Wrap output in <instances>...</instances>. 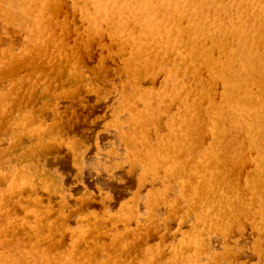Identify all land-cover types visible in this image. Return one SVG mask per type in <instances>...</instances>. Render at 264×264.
<instances>
[{
	"label": "bare ground",
	"instance_id": "obj_1",
	"mask_svg": "<svg viewBox=\"0 0 264 264\" xmlns=\"http://www.w3.org/2000/svg\"><path fill=\"white\" fill-rule=\"evenodd\" d=\"M74 10L80 14L82 23L79 25L74 19ZM72 30L78 33V36L87 44L91 42L89 38L92 40L94 36L98 39L97 42L100 40V46H102L101 42L103 43L104 48L101 47L103 49L109 47L105 43L106 41L103 40L104 37L107 39L108 35L111 38L110 41L114 42L116 46L118 45L120 49L118 51L120 54L117 55L122 56L120 57L122 60L120 59L119 69L115 72L109 68L108 70L111 72L104 70L105 68L99 70L94 68V70L89 71L92 66L89 68L87 66L84 70L86 64H83L85 62H83V55H81L83 53L80 52L79 48L80 41L74 44L68 42L70 35L74 34V32L71 33ZM23 32L25 34L23 40L17 39V36L23 34ZM16 39L19 41H16ZM93 42H91V45ZM116 49L118 50V48ZM108 54H111V52ZM104 63H106L105 60H102L101 66H104ZM28 64L34 66L30 68L33 71L22 78L15 77L22 74V65L25 68L31 66ZM21 66L22 69L19 70ZM87 68L88 72H91L90 74L86 73ZM162 72L165 73V77L161 80L162 86H158V88L157 86L149 88L144 86L143 80L146 76L151 77L150 79L154 81L157 73L159 77ZM11 74L13 75L12 79L15 81H12ZM6 80H11L14 86L5 87ZM117 82L120 84H116ZM221 82L223 84L222 92L220 89V91H217L218 88H216V85ZM66 83H69L68 87H71L70 90L68 89L69 91L62 92L64 96L65 94H68L66 96L72 95L73 91L77 94L80 89L84 91L85 88L88 90H85L86 92H90L89 90L95 91L96 86H100V84L107 85V87H111L108 85H115L113 88L118 90L117 99L112 103L107 102L109 106H113V115L111 114L113 116V122H111L113 126H111L116 129V134L112 133V135H117L118 139V144L111 146L117 151L120 150L121 153L118 155L123 153L122 157L119 156V158L124 159L127 163L129 162L131 168H141L138 180L140 185L149 181L148 175H151L150 178L154 176L155 181H159L156 180L158 177L163 186V190L158 192H161L160 195H156V192H154L153 202L147 199L146 206L148 205V208L146 209L148 215L146 209L144 210L145 215L143 213V218L146 219L147 216L148 220H146V226L148 225L146 229L149 230L147 234L154 229L161 232L164 226L159 227L160 229L156 228L160 223H166L167 225L164 228L168 229V223L170 224L172 216L176 215L173 212L176 211L175 213H177V210H181L179 214L181 223L193 220L194 213H199L198 216L195 214L197 216L195 231L184 234V237H187L184 244L180 241L182 246H192L188 249L184 246V248L177 246L179 249L176 247L173 253L168 249L169 252L171 251L170 254L172 253L173 258L178 260L176 262V259H170V264L222 263L223 261L219 256L223 254L220 255L215 250L216 255H219H217L219 260L217 256L215 257V253L212 254V250L215 249L213 247L215 242L212 241L213 239L217 240L213 235H221L225 242H229L231 245L230 237L235 234V231L242 229L240 227H245V224L247 226L248 223L244 222V218H250L253 213H257L255 222L253 220L251 223L252 217L250 220L247 218V220L254 229L256 226L262 228V232H260L264 236V0H0V120L2 115L11 110L10 107L15 101V104L17 102L23 103V111H28V117L26 118H28L30 125L33 123L31 133L25 132L27 128L23 127L31 144L22 147L25 135L21 136L19 131L21 137L17 138H20L21 141L19 142L18 139V142L13 143L14 148L12 151L14 152L11 151V153L14 155L18 150L15 147L19 150L22 147V149L28 151L25 153L26 156L30 153H33L30 156L34 155V157H31V163L32 160L34 162L31 166L38 165L39 169L40 167L42 169L39 178L37 174L36 178L33 174L28 179V174H25L26 169L22 168L24 163L20 167L16 165L20 163L13 159L16 162L15 167L12 166L15 169L11 168L14 176L3 178L7 181V179L11 180V177H14L13 179L16 177L17 181L20 180L25 184L19 185L15 182L16 179L14 181L12 179L15 184L14 187L12 184L13 189L11 191H15L14 193L20 191L17 186H24L25 189L20 188L25 191L28 188L27 191L33 193L37 191V187L39 189L42 186L48 188V182L60 184L61 181H64V179L61 180L57 177L59 173L55 175L50 173L52 169L66 172L69 168L68 162L60 155L62 143H65L67 149H75V151L73 150L74 161L77 162V166L82 165L83 156H81V152L83 151H77L81 144L72 139L74 135L72 137L68 136V139L63 138L66 134L65 130L67 129V133L70 132L69 129L72 127L70 125L75 123L76 116L74 113L79 114L80 109L77 107L79 110L75 109L74 113L69 111L70 109H67L64 113L55 110L50 122L47 121L46 115H44L47 106H53L50 112L52 114V110L56 108L57 99L60 97L54 96L63 85L66 87ZM45 85L49 87L46 89L49 96L54 97V99L51 98L50 104L46 103L47 100L44 99L48 105L39 103L37 100L39 94L36 96L39 86L43 88ZM118 85H120V88H118ZM219 92L221 93L219 94ZM97 99L99 102L101 100L100 96ZM101 101L103 103L105 100L102 99ZM19 103L17 104L19 105ZM75 103L73 101L74 105ZM105 103L102 106L106 105ZM93 108L96 107L90 109L93 110ZM13 109H16L15 106ZM171 112L173 116L169 114ZM83 113L78 115L79 121L81 119L82 123L87 118L84 120L80 118L84 117ZM144 115L146 118L139 120V116ZM12 117L11 115L10 119ZM26 118L25 120L28 121ZM10 119L3 122L8 123ZM77 119L76 122L79 125L77 124L76 127H79H77L76 132L78 134V131H84L82 130L84 127L79 130L82 123L80 124ZM25 120L22 123L25 124ZM165 126L168 128L166 132ZM73 128L76 130L75 126ZM74 130H72V133L75 134ZM165 133L166 135H163ZM153 134L157 137V141L152 138ZM42 137H48L47 140L50 144H47L48 146L44 145V149H34L39 147L38 144L42 140L45 143L47 142ZM113 137L115 136L113 135ZM35 141H39L38 144ZM44 142L43 144H45ZM6 149L8 148H4V151ZM22 149L21 151H23ZM7 153L9 155L10 152ZM11 153L10 155H12ZM115 154L117 156V153ZM111 155L113 157V154ZM12 156H7L8 158H3L4 160L0 158L2 159L0 163H8L7 167L11 166L13 164V161H11ZM36 156H38V159H35ZM39 156L42 158L40 157V159ZM13 157L15 158V156ZM22 157L24 158V156L19 158L22 159ZM56 158L57 160H55ZM28 159L30 160V158ZM225 159L232 160L226 163ZM233 159L234 163L236 161L241 163L245 171L249 166L247 164L255 160L253 164L257 168L256 170L252 169L253 171L250 173L248 169L249 174L247 173L248 176H246L247 174L244 176V178L247 177L244 184L242 180L239 181L240 179L236 177L242 175L243 173L239 174L242 171L237 173L236 169H226L235 168L232 163ZM100 162L98 161V163ZM10 163L12 164L10 165ZM29 163L28 166H30ZM225 163L229 166L232 165L231 167L225 166ZM25 164L28 167L27 163ZM85 164H87L86 161ZM241 164H239L240 167ZM253 164L249 167L253 166L252 168H254ZM31 166L30 169H32ZM89 166L94 165L89 164ZM242 168L240 170H244ZM17 169L23 170H18L16 173ZM161 171L164 174H161ZM27 172L31 173V170L28 169ZM231 176L237 178L238 182L242 184L237 181L236 184L231 183L234 180ZM103 183L113 190L114 182L103 180ZM244 185L246 189H243ZM118 186L116 185L117 192L121 194L122 191ZM15 188L16 190H14ZM10 195L12 194L10 193ZM10 195L4 197V199L12 198L13 200L14 196ZM31 197L34 199L32 200L35 205L43 202L36 196ZM47 198L50 200L52 197L47 196ZM144 198V196L141 197V201ZM184 199L190 202L186 203L188 206L189 204L194 205L189 208L191 211L185 210L182 212ZM143 201L145 202L146 199ZM165 202L170 205H168L170 212H167V215L164 214L167 210L162 213L163 209H160L163 208L162 204H165ZM13 203L16 202L13 201ZM20 204H22L21 201ZM7 206L9 205L7 204ZM180 206L181 209H178ZM40 207L43 208V206ZM2 208L0 205V264H87L86 261L88 260H91L88 262L89 264H93V262L95 264H113V257L117 258V254H119L116 247L113 250L110 248L109 251L107 249L101 250L100 246L95 247L98 242L94 243L95 246L90 243L86 246L87 242H85L86 247L83 246L85 248L89 247L91 250L84 251L85 248L80 245L82 239H78V236L74 234L77 230H73V234H70V236L73 235L71 246L69 245L70 248H67L69 246L59 240L62 235L56 239H51L52 233L55 234L54 231H64L65 233L62 232L64 238L67 233L63 230L64 228L61 229V227H65V225H62L63 222L55 224L49 219L56 216L52 217L53 213L47 208H43L39 212L35 211L36 207L29 210V213L33 214L41 224L34 226L33 222L32 225L25 223L29 226L28 230L32 227L27 236L31 235L34 240H32V237L25 239V236L20 234L27 230L24 231L19 227L24 223V220L14 218L13 209L12 213L10 212L13 217L7 216L10 213H2ZM193 209H197L198 212H192ZM134 213L137 212L134 211ZM191 214L193 215L192 218ZM131 215L132 217L128 215L130 219L136 217L139 224L141 223L139 220L142 216L137 215V217L135 215L133 217L134 215ZM113 218L115 219L114 215L112 220ZM124 218L122 219L125 221L126 218ZM57 219L59 220V218ZM61 219H64V217H60ZM66 220L68 218H65ZM100 221L99 224H104L102 223L104 221ZM157 222H159L158 225H156ZM114 227L116 228L114 229L116 234V231L118 233V225ZM91 228L94 231L96 227L93 228L85 222L78 233L87 236ZM100 229L102 230V227ZM123 229L119 230L125 233L121 234L119 232L121 236L119 237L120 234L116 236L119 237V242H123V245L128 248L127 252L129 253H126L123 257L126 258L125 256L130 253H133L135 258L140 257L138 251L135 252L138 255L132 252V250H137L136 246L140 245L139 242L126 239L125 236H128L130 231ZM71 231L69 232L71 233ZM44 232L45 235L42 236L41 234H44ZM98 232L95 230L94 234L96 235ZM115 234L112 233V236ZM261 235L256 238H260ZM64 238L61 237L60 239L64 241ZM96 238L95 240H97ZM195 238H200L203 243L201 245L197 244L196 241L200 240H195ZM205 240L210 241V243ZM261 241L263 243V239ZM254 242L256 241L254 240ZM142 243L141 246L147 244ZM262 243H257L259 247H254L255 253H264V243ZM257 244L254 243V246ZM237 246L239 247V244ZM99 248L100 250H97ZM191 248L193 249L190 250ZM243 248L241 245L239 249ZM232 250L234 248L231 250L227 248V251H229L227 255L229 253L233 257L232 254L236 251L232 253ZM240 250L237 251V256L235 253L237 261L240 259V253L241 256L245 253L244 249ZM112 251L115 254L117 253V256ZM161 252H152V260L158 257L160 263H162L161 259L165 257L166 250L162 252L164 255ZM28 253L29 256H27ZM157 253L159 255L154 257L153 254ZM71 254L72 256H70ZM244 256L246 257V254ZM85 257L89 259H85ZM228 257L227 261H230L228 262L230 264L234 260L233 258L228 260ZM117 259L115 260L117 261ZM123 259L119 261L120 264L124 263ZM141 259L139 258L141 263L137 264H143ZM158 259L156 260L158 261ZM154 260L152 261L153 264L156 262ZM240 261L235 262V264H243L244 261ZM166 264L169 263L166 262Z\"/></svg>",
	"mask_w": 264,
	"mask_h": 264
},
{
	"label": "rangeland",
	"instance_id": "obj_2",
	"mask_svg": "<svg viewBox=\"0 0 264 264\" xmlns=\"http://www.w3.org/2000/svg\"><path fill=\"white\" fill-rule=\"evenodd\" d=\"M69 11H70V9H69ZM74 13H75L74 19H76L77 24L78 25L81 24L82 22H81V19H80V14L78 13V11H75V10H74ZM73 32H74V30L71 31L72 34H73ZM23 36H25L24 32H23V34L22 33L19 34V36H17V39L23 40V38H24ZM85 37H87V36L85 35ZM107 37H108L107 39H106V37H104L103 40L106 41L105 43H107V46H109V47H108V49L107 48L103 49L104 48L103 43L101 42L102 46H100V44H99L100 40L97 42L98 39L94 38V36L92 38V40L94 42L89 38V41L93 42L92 45H91V42H88L90 44L89 45V44H87V42H83V39H81V37L78 36V33L74 32L73 35H70L69 39L70 38L71 39L70 40L68 39V42L70 44L78 43L79 41L81 43V44H79L80 45L79 48L81 50L80 52L83 53V54H81V55H83L82 56L83 62H85L83 64H86V66H84V70H85V68L87 66H88V68L91 67V66L93 68V69L91 68L89 71L94 70V68H96L98 70L101 69V68H105L104 70H107L108 72L110 70L115 72V70H118L119 69L118 66H120V62L122 60L120 57H122V56L121 55L117 56V55L120 54L118 52L120 49H119L118 45L116 46V44L114 42H111L110 41L111 38L108 35H107ZM17 39H16V41H19ZM85 44H86V46H85ZM114 44H115V46H114ZM87 45H89V46H87ZM101 47H103V48H101ZM18 48H20V47H18ZM116 48H118V50ZM102 49L104 50V53H103V50ZM109 52H111V54H108ZM100 60L101 61L102 60H105L106 63H104V66H101V61ZM117 60H118V62H117ZM28 65H31V64H28ZM98 65H99V68H98ZM116 65H117V67H116ZM22 66H23V69H22ZM22 66L19 68V70L20 69L23 70V72L21 70V73L22 74L19 73L20 75L19 76H15V77H17V78L18 77H21L22 78L25 75L31 73V71H33V69H30L33 65L28 66V68L27 67L25 68L24 65H22ZM51 68H52V66H51ZM88 68L86 69V71H87L86 73H89L90 74L91 72H88ZM108 68L110 70H108ZM158 73H157V75H159ZM164 74L165 73L162 72L159 77L156 75L154 81H152L150 79L151 77L146 76L145 79L143 80L144 81L143 82L144 86L146 88L153 87V86L154 87L157 86V88H158V86L159 87L162 86L161 85L162 84V81L161 80L163 79V77H165ZM12 76L13 75L11 74V79L13 78ZM12 81H15V80L12 79ZM114 81H117V80H114ZM68 84L66 83V87L67 88L64 87V85H63L62 88H60L58 90L61 93L57 92L58 95L56 94L54 96V97H57V96L59 97L60 96L61 98L60 97L59 98L57 97L60 100L57 99L56 108H54L52 110V114L50 112H51V108H53V106L52 107H48L47 106V108H46L47 110H45L46 113L44 112V115H46L47 121L50 122L51 119H52V116H53V112L55 110L64 113V112H66L67 109H70L69 111H72L74 113L75 112V109H77V107H78L80 109V110L77 109V110H79L78 111L79 114L82 115V113L84 112L83 113V116L84 117H80V118H82V120H84L87 117L86 120H85V122H83V123H82L81 119L79 121V117H78L79 114L74 113L75 116H76V119L78 118L77 121L80 124L81 123L84 124V125H82V124L80 125L79 130H81V127H84L82 129L84 131H78V134L79 135L77 134L76 131L78 130L77 127H79V126L76 127V125L78 123L76 122V119H75L74 120L75 123L73 125L75 126V129L76 130H74V128H73L74 126L73 125H70L71 124L70 123L68 125L72 126L71 127L72 129L69 127L70 129L69 128L68 129H69L70 132H68V133H67V129H66L65 130L66 131V134H65V136H63L64 139H65V137L68 139L69 137H72L74 135L72 139H74L75 142H78V144H81L82 148L79 145V148L77 149V151H83V152H81V154H82L81 156H83L82 157V161H81L82 162V165H80V166L78 165L77 166V164H76L77 162L75 163V161H74L75 160L74 159V151H75V149H70V148L67 149L68 147L65 145V143H62L61 146H60L61 147L60 155H61V158H64V160H66L68 162L69 168L67 169L66 172L64 170H61L63 173L60 172L58 169H52L51 168L52 170H50V173H51V175H53V174L55 175L56 173H59V176H57V177H59L61 180L64 179V181H61L60 184H57L55 182L54 183L48 182L47 183L48 188H45L43 186L42 187L40 186L41 189H39V187H37V191L36 192H33V193H31V191H27L28 188H26V191L23 190V188L25 189L24 186H17V187H19V190L21 191V192L19 191L18 193L16 192L17 195H16V193H14L15 191L14 192L11 191L13 189L11 186L13 184V187H14L15 182H17V184H19V185L20 184L21 185H25V184L22 183V181H20V180L17 181L16 177H15L16 180L13 179L14 177L13 178L11 177L10 178L11 180H8L7 179V181H5L4 178H3V177H8L9 178L10 176L13 175L12 174L13 171L11 172V170L12 169H15L14 167H15V163L16 162H14V160H17V163L18 162L20 163V164H16V165H18L20 167L24 163L22 168L26 169L25 170V174H28L27 175V178L28 179H29V177H32L33 174H34V177L35 178L37 177V175H38V178H39V176L41 175V172L40 171L42 170L41 167L39 169V166L38 165H32L31 166V164L34 163L33 160H32V163H31V157H34V155L33 156H30V155H32L33 153H30L29 155L26 156L25 153H27L28 151H26L25 149H22L23 146L27 147V146H29L31 144V142L28 139V137L26 136V133L25 132L31 133V130L33 129V125H32L33 123H31V120H30L31 125L29 124V120H28V118H26V117H28V111H23L24 110L23 109L24 107L22 106L23 103L21 104V103L17 102V103H19V105L17 103H16L17 104L16 105L15 104L16 101H15L12 104V106L10 107L11 110H8L9 112H7V114L2 115V119L0 120V123H1L0 126L3 125L2 128H0V130H2L1 133H0V152H1L0 158L7 159L8 157H11L13 155V153H11L12 149L14 148L13 147V143L15 141L18 142V139H19V142L21 141L20 138H17V137L20 136V133H21V136H24V135L25 136H24V139L22 138L23 139V145L20 148V150H19V148H16L15 147L16 150L18 149L15 152V154L13 155V156H15V158L12 156V160L10 159L11 161H13V164L14 165L12 163H10V165L11 164L12 165L9 166V167H7L9 165L8 163H3V162H2L3 164L0 163V182H1L0 183V197L2 198V199L0 198L1 199L0 200V202H1L0 205L3 207L2 208L3 212L2 211L1 212L4 213V214H7V213H10L12 211V209H13L12 212L14 214V218L16 217L18 220H24V223H23L24 225L22 224L19 227L22 228V229H24V231L27 230L26 232H23L24 234L22 233L20 235L25 236V239H28V238L32 237L31 235L27 236L28 235V232L30 231V229H32V227L28 230L29 226L27 224H25V223H28V224H31V225L34 223V226H38V225L41 224L40 221H38V220L35 219V216L33 214L29 213V210L35 209V207H36L37 209H35V211L37 210V212H39V211H42L43 208H47V209L51 210V212L53 213V215L51 214L52 217H55L56 216L55 218H49V219H51V221H53V223L58 224L59 222H61V223L62 222L65 223L66 222L65 224L62 223V225L63 226L65 225V227H61V229L64 228L63 230H65L66 233H67V234H65L66 237L64 238V236H63L65 232L62 231V230H59V231H62L64 233L58 232V231H54L55 234L52 233L51 239H56V238L60 237V235H62L61 237L64 238V241H63V239H60L61 237L59 238V240H61L62 242H64L66 245H68V246L70 245L71 246V241H72L73 235L70 236V234H73V230H77L74 234L78 236V239H82V241L80 243V245H82V246L83 245L85 246V244H86L85 242H87V245L86 246H88L90 244H93V246H95L96 244H94V243H97L98 242V244L95 247L100 246L101 250H106L107 249L109 251L110 248L113 250L116 247L117 248L116 251L119 254L116 253L118 255L117 256L114 253V251H112L114 253V255H116L117 258H118L117 259L116 257H113L114 258L113 259V264H114V262H116V264H120L121 262H119V261L124 258L123 255H125L126 253H129V252H127L128 251V248L123 245V242H119V239H118L121 236V234L125 233V232L119 230V229H123V227H124V229H126L127 231H130V233H132V234L129 233V235L128 236H125V238L128 239V240H131L132 242L133 241L134 242H139V244H140V245L136 246L137 247V250L136 251L135 250H132V252H134V254H135V252L138 251L140 257L135 258V256L133 257V253H130V254H132V256H130V254L128 256H125L126 258L123 259V262H124L123 264H125V263H127V264H130V263L131 264H137V263L140 262L139 258L141 259L142 257L143 258L141 259V261H142L143 264H153L152 261L154 259H155L154 261H156V262H154L155 264H166V262H168L170 264V259H176L175 261L178 262L177 258H173V255H172L173 250H175L177 246H179V248L186 247L187 249L192 246V245L189 246V247H187V245L186 246L183 245L184 247L182 246V244H184V242H186L185 240H187V237H184V234L187 233V232L189 233L190 231H195V225H196V223H195L196 221L195 220H197V216H198L199 213L198 214L194 213L193 220L191 219V221H189V222L181 223L180 222L181 221L180 220L181 217L179 216L181 210L180 211L177 210V213H175L176 211L173 212L176 215H173L172 216V220H171L170 224L168 223V226H167V227H169L168 229H165L164 228L167 225L166 223L165 224L164 223H160V225L158 227H156V228H159V227L164 226L163 227V230L161 232L158 229L157 230L154 229L155 232H153L154 231L153 230V231H151V233H148L147 234V232H149V230L147 231V229H146L148 227V225L146 226V222L148 221L147 220V216L145 217L146 219L143 218V216L145 215L144 210L146 208H148L147 207L148 205L146 206L147 199H150V202H153V200H154L153 195H155L154 192H156V195L157 194L160 195L161 192L160 193H158V192L163 190V186H162L161 180L158 179V177L156 178V180H159V181H155L153 179L154 176L152 178H150L151 175H148L149 176V178H148L149 181H146V182H144L143 185H140L138 183V180H139V174H141V168H139V167L131 168V165L128 164L129 162L127 163L124 159L119 158V156L122 157L123 153L121 155H118L119 153H121L120 150L117 151V150L113 149V147L111 146V145H114V144L117 145L118 144V139L116 137L117 135H115L116 134L115 133L116 132V129L113 128L112 127L113 125L111 124V122H113V120H112L113 119V116H112L113 115V111H112V107L113 106L112 107L109 106V104H107V102L108 103H112L114 100L117 99V92H118V90H115V88H113V87H115L114 84H113L114 86L108 85V86H111V87H107V85L100 84V86L99 85L96 86L95 91L94 90L93 91L89 90L90 92H86L88 90L85 88V90H86L85 91L84 88H83L84 91H82V89H80L83 93L79 90V92H78L79 94L77 93L78 94L77 95L76 93H73L74 91L72 90L73 91L71 93L72 95H69L70 96L69 97V96H66L68 94H65L66 98H64L65 96H64V93H62V92L63 91L64 92L69 91L70 90V87H71V86L68 87ZM116 84H120V83L117 82ZM217 85H216V88H218L217 91H220L221 90V92H222L223 91L222 90L223 89L222 82L219 83L220 86L218 85V87H217ZM8 86H12V87L14 86V84H12L11 80L10 81L6 80L5 87H8ZM119 86L120 85H118V88H120ZM39 87H40L39 88V91L36 92L37 93L36 96L38 94H39V96H37L38 99L37 98L36 99L41 104H44L46 102L44 99H46L47 100L46 103L50 104L51 103V98L54 99V97L49 96V93L46 90L49 87L46 86V85H45V87L43 86V88L41 86H39ZM97 87L98 88L100 87V89L102 91L100 89H98ZM102 87H104V88H102ZM41 89H43V90H41ZM43 91H45V92H43ZM221 92H219V94ZM40 93H41L42 96L40 95ZM44 93H46L49 96V98H48V96H44V95H46ZM62 94H63V96H62ZM81 94H84V95H81ZM85 95H87V96H85ZM99 96H100V99L101 100L102 99H103V101L105 100L104 102H106L105 103L106 105H103L102 106V104L104 102L101 103L102 102L101 100H100L101 102L100 101L98 102V99L97 98ZM82 98L85 101H83ZM84 98H86V99H84ZM42 100H44V101H42ZM55 100H56V98H55ZM73 101L76 102L75 105L73 104ZM85 102H86V104H85ZM82 103H84V104H82ZM48 104H46V105H48ZM38 105L40 106V104H38ZM14 106H15L16 109H13ZM104 106H107V107L105 108ZM92 107H96V108L95 109L93 108V110H92V109H90ZM17 108H18V110H17ZM90 110H92V112H90ZM10 112H11V114H10ZM16 114H17V116H16ZM169 114L173 116L172 112L169 113ZM7 115L9 116V119H10L11 115L13 116L12 117L13 119L11 118L12 120L10 119V122H8V123L7 122H3L4 120H6V121L9 120ZM75 116H74V118H75ZM25 118L28 121H26ZM144 118H146L145 115L144 116H139V120H143ZM24 120H25V124L22 123ZM2 123H4V124H2ZM21 124H22V127H21ZM28 124L30 125V127L28 126ZM24 126L27 128V129H25L26 130L25 132H24V129H23ZM28 127H29V129H28ZM166 127L167 126H165V132L168 130V128H166ZM18 128H19V130H18ZM72 130L75 131V134H74V132L72 133ZM14 131H16V132H14ZM19 131H20V133H19ZM13 132H14V134H13ZM15 133L18 134V136H16ZM28 133H27V135H28ZM112 133H115V134H113L115 137H113ZM80 134H83V135H80ZM12 135L15 136V137H13ZM163 135H166V133L163 134ZM81 136H85V137H82L81 138ZM10 137H11L12 140L10 139ZM13 138H15V139H13ZM43 138H45V137H42V139ZM152 138L157 141V137L154 136V134H153ZM45 139H46L45 141H47L46 143L44 142V140H42L41 142L37 141L40 144H38L35 141L39 145V147L38 148H34V149H36V150H38L39 148L40 149H44V147H43L44 145L45 146H48L47 144H50L48 142V140H47L48 137L45 138ZM83 139H85V140H83ZM31 141H32V139H31ZM79 141H81V142L79 143ZM43 142L45 144H43ZM41 144H42V146H40ZM83 145L86 146V147H84ZM208 145H209V143H208ZM1 148H3V149H1ZM4 148H8V149H6L4 151ZM85 148H86V150H85ZM21 149L24 152L21 151ZM7 152H10L12 155H10V153H9L10 156L7 155L8 154ZM12 152H14V151H12ZM20 152H21V154H20ZM84 152H86V153H84ZM115 153H117V156H116ZM2 154H3V156H2ZM16 154L17 155L19 154V155L17 156ZM76 154H77V152H76ZM111 154H113V157H112ZM21 156H24V158L22 157V159L24 160V162H23V160L21 158H19ZM25 156H26V158H25ZM27 157L30 158V160ZM37 157L38 156H36L35 159H38ZM40 157L41 156H39V158ZM2 159H0V160L2 161ZM18 159L21 160L22 162L19 161ZM55 160H57V158ZM231 160L232 159H230L228 161L227 159H225L226 163L231 162ZM85 161L87 162L88 165L91 164V165H94V166H89L88 167V165L85 164ZM92 161H93V163H92ZM98 161H101V162L98 163ZM28 162H30L29 165L31 166L32 169H30V166H28ZM253 162H255V160ZM253 162L252 163H249L247 165L250 166L251 164H253ZM25 163H27V166L29 168L26 167V164ZM226 163H225V166L227 165ZM232 163L235 165L234 166L235 168L232 167V168H226V169H228V170L229 169L230 170L236 169L237 170V173H238V171H242V172H239V174L240 173H243V174L242 175H238L236 177L238 179H240L239 181L242 180V183L243 184H244V182L246 180L245 178H247V177L244 178V176L248 173V171L250 170L249 171V173H250L251 171L256 170V168H257V166L255 164H253L255 166L254 168H252L253 166L252 167H249V166L246 165L247 166V168H246L247 170L245 171V168H242L243 166H242L241 163H238L237 161H236V163H234V159H233V162ZM236 164H237V166H236ZM239 164H241V167L239 166ZM231 165L232 164H230V166L229 165H227V166L231 167ZM12 166H14V167H12ZM219 166H221V165H219ZM238 167H239V169H238ZM241 168L244 169V170H240ZM28 169L31 170V173H28L27 172ZM18 170H23V169H17L16 170V173L18 172ZM162 173L163 172L161 171V174ZM25 174H24V176L26 177ZM248 174L246 176H248ZM231 177H232V179L235 180V181L234 180L231 181V183H235L236 184L238 182V179L235 178V177H233V176H231ZM12 179H13V181L15 180V182H13ZM101 180H102V183H103V180H107V181L114 182L113 183V186H114L113 190H111V188H109L107 185H104V183L102 184L101 183ZM2 182H4V183L2 184ZM238 183L242 184L241 182H238ZM116 185H119L118 187L122 191L121 194H119L117 192V189L118 188L116 187ZM20 187H23V188H20ZM115 187H116V189H115ZM43 188H45V189H43ZM244 188L246 189V186L245 185H244L243 189ZM14 190H16V188ZM9 191H10V193L12 195H10ZM3 195H5V196H3ZM8 195L14 196L13 197V200H12V198H8V199L5 198L7 200L6 201L4 199V197H6ZM15 195H16V197H15ZM31 196H36L39 199H41V201H43V202L42 203H39V204H36L37 205L36 206L35 205V202L33 201L34 199ZM47 196H51L52 198L49 200V198H47ZM143 196L145 197L144 199H146L145 202L143 201L144 199H142V201L140 199ZM180 197H182V196H180ZM19 200L21 201L22 204H20V201ZM186 200L185 199L183 200L184 201L183 202V205H184L183 207H186V208L184 209L182 207V209H183L182 212L185 211V210L191 211V209H189V208L190 207L192 208V206H194L193 204H189V206H188L186 203H190V202L188 200H187L188 201L187 202ZM13 201L16 202V203L14 204ZM63 201H65V202H63ZM7 204L9 206H7ZM163 204H162L163 208H160V209L161 210L163 209L162 210V213H164L167 210L166 213H164V214L167 215V212L168 213L170 212V210H169L170 207H168L169 204H168V202H165L164 205ZM40 206H43V208L40 207ZM181 206H180V208L178 207V209H181ZM5 211H6V213H5ZM27 211H28V213H27ZM131 211H133V212L131 213ZM134 211H136L137 213L135 214ZM195 211L198 212L197 209L194 210V211H192V212H195ZM11 213H10V215L7 214V216H12ZM130 213L133 214V215L135 214L136 216L137 215L142 216L140 218L143 221L139 220L141 222L140 223L141 225L137 221L138 219H136L135 215L133 217H135L136 220L134 218L130 219L129 216L132 217V215ZM143 213H144V215H143ZM146 214L148 215L147 209H146ZM256 214L257 213H253V215L251 216L252 217V220H250L251 217L250 218L247 217L251 221V223H252L253 220L255 222V220H256L255 215ZM113 215L115 216V219L113 218V220H112ZM192 216L193 215L191 214V218H192ZM60 217L61 218L64 217V219H61L62 220L61 221L60 220ZM109 217H110V219H109ZM45 218H47V217H45ZM57 218H59V220ZM65 218H68V220L65 221ZM122 218H124L125 221ZM247 218H244L245 219L244 222L248 223L249 225L247 224V226H246V224H245V227L246 228L245 227H240L242 229H238L237 231L234 232L235 234L232 237H230V243H231V245L229 244V242L226 243L225 240H224V238L221 235H219V234L213 235L214 237H216L215 239H217V240H214L213 239V241H212V242H215V243H213L214 244L213 247H215V249L212 248L213 249L212 250L213 251L212 254H214L216 251L220 255L223 254L222 256H219L217 254L219 257H221L220 258L221 261H223L222 263L220 262L219 264H229L228 262H230V261H227V257L230 254L228 253V255H227V252H229V251H227V248H228V250H231L232 248H234V250H232L231 252L233 253V251L234 252L236 251L235 253H236V256H237V254H238L237 251L240 250L239 248L241 247V245H242V247H244L243 249H244L245 253H244V251H242V252L244 254H246V257L244 256V254H242L244 257L241 256V253H240V256H241V257L239 256V258L241 259V261L239 259L240 262L244 261V262H242L243 264L244 263L245 264L246 263L247 264H264V253H262V254L259 253L258 254L256 252L257 253L256 254L255 253V249H254V247H256V246L259 247L258 244L260 242L262 243V241H261L262 239H263V243H264V236L261 235L262 228L256 226L255 229H257V230L255 231L254 227L252 226V224H250V222H249V220H247ZM99 220L104 221V222H102L104 224H99V223H101V221L99 222ZM111 220H112V222L113 221H117V222H113L112 223ZM126 220H128V221H126ZM85 222L88 225L90 224L91 227H93V228L96 227L94 229V231L96 230V232H98V230L101 227H102V230L100 229V231L98 233H96V235H95L93 229L91 228L90 229L91 231H90L89 235H87V236L84 235L83 236V234L78 233V231H79V229L81 228V226ZM122 222H124L125 224L122 223ZM126 222H128V223H126ZM254 222H253V224H255ZM158 223L159 222H157L156 225H158ZM117 225H118V227H117L118 233L116 231V234H115V230L114 229H116V228L114 226H117ZM60 226H61V224H60ZM66 226H67V228L69 230L66 228ZM153 228H155V227H153ZM21 231H23V230H21ZM69 231H71V233ZM119 232H121V234ZM112 233L115 234V235H113L114 237L112 236ZM257 233L259 235H261L260 238H256V237L259 236ZM118 234H120V235L117 238L116 236ZM134 234H135V236H134ZM41 235L42 236L45 235V232H44V234L42 233ZM256 235H258V236H256ZM214 237H211V238H214ZM95 238L98 241L95 240ZM32 240H34V237H32ZM88 240H90V241H88ZM93 240H95L96 242L93 241ZM117 240H118V242H116ZM195 240H200L201 241L200 238L199 239L198 238H195ZM254 240L258 244L256 242H254ZM180 241H182V244L180 243ZM200 241H196V243L197 244L199 243V245H201L203 242L202 241L200 242ZM205 241H207V240H205ZM142 242H145L147 244H145L144 246L143 245L141 246V243ZM88 243H90V244H88ZM208 243H210V241ZM254 243L257 244V245L254 246ZM142 244H144V243H142ZM238 244H239V247L237 246ZM174 245H175V248H174ZM180 245H181V247H180ZM70 246L67 247V248H70ZM232 246H234V247H232ZM236 246L238 247V250H237V247ZM229 247H232V248L230 249ZM100 248L97 249V250H100ZM153 248H155L156 250H154ZM193 248H191L190 250H192ZM0 249H1V247H0ZM168 249H170L172 251L171 254H170L171 251L169 252ZM243 249H241V250H243ZM88 250H91V249L89 247H87V248L84 249V251H88ZM165 250H166V252H165ZM155 251H159V252H161V251L163 252L164 251L165 252V254H166L165 257L162 256L164 258L161 259L162 263H160V258L158 259V257L157 258H153V260H152V254L151 253L152 252H155ZM15 252H16V250H15ZM34 252H35V250H34ZM138 253L135 254V255H138ZM235 253L232 254L233 257H231V255H230L231 260H232V258L234 260V261H231L230 264H232V263L235 264V262H239V261L236 260ZM121 254H122V256H121ZM189 254H190V252H189ZM33 255H35V254H33ZM155 255L158 256L159 254L158 253L157 254H153L154 257H156ZM162 255H164V253H162ZM214 255H215V257L217 256L216 253ZM27 256H29V253H28ZM70 256H72V254ZM218 256H217V258H218ZM222 258H224V259H222ZM230 258L228 260H230ZM85 259H89V258H86L85 257ZM115 259H117V261ZM156 259H158V261ZM218 260H219V258H218ZM89 261H91V260L86 261L87 264H89L88 263ZM93 264H95V262H93ZM216 264H218V263L216 262ZM237 264H240V263H237Z\"/></svg>",
	"mask_w": 264,
	"mask_h": 264
}]
</instances>
